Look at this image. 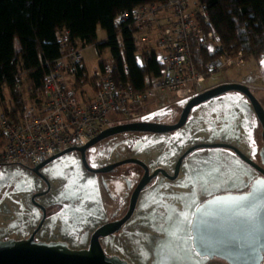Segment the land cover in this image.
I'll return each mask as SVG.
<instances>
[{"label":"flooded vegetation","instance_id":"flooded-vegetation-1","mask_svg":"<svg viewBox=\"0 0 264 264\" xmlns=\"http://www.w3.org/2000/svg\"><path fill=\"white\" fill-rule=\"evenodd\" d=\"M263 79L242 66L235 78L203 87L238 83L251 95L233 89L194 104L176 128L118 132L36 168L1 166L0 240L32 238L72 249L97 241L105 255L130 264H231L196 250L193 221L209 200L245 195L264 179L257 111L264 109L257 94ZM189 98L138 121L173 126ZM128 159L135 160L123 162ZM190 177L202 181L195 195ZM173 209L187 212L191 223H181Z\"/></svg>","mask_w":264,"mask_h":264},{"label":"trees","instance_id":"trees-1","mask_svg":"<svg viewBox=\"0 0 264 264\" xmlns=\"http://www.w3.org/2000/svg\"><path fill=\"white\" fill-rule=\"evenodd\" d=\"M164 1L0 0V111L17 125L25 110L24 98L32 104H41L47 63L63 56L65 34L81 49L87 43L93 45L101 56L100 63L111 60L117 83L130 85L136 91L146 89L151 78L159 75L162 64L157 61L154 43L141 45L137 41L140 30L131 11L136 6ZM187 3L198 19L200 10H206L210 24L205 27L216 31L223 47L220 55L235 57L241 53L240 64L224 69H240L247 63L259 67L264 60V0H192V3L187 0ZM123 12L130 13L127 19L121 17ZM98 27L105 32L100 40ZM105 50L107 56L103 55ZM191 55L193 64L206 79L211 75L205 73L206 64L215 54L193 44ZM75 67L76 72L68 67L67 74L74 76L70 85L81 100L85 99L86 91L95 93L99 80L90 73L83 55ZM17 82L22 84L21 89L17 88ZM4 142L5 135L0 129V146Z\"/></svg>","mask_w":264,"mask_h":264},{"label":"built area","instance_id":"built-area-1","mask_svg":"<svg viewBox=\"0 0 264 264\" xmlns=\"http://www.w3.org/2000/svg\"><path fill=\"white\" fill-rule=\"evenodd\" d=\"M200 12L198 19L188 9L187 0H165L158 5L145 4L132 9L131 16L140 30L137 41L141 45L154 43L157 61L162 64L159 75L151 78L143 91L117 83L111 60L100 63L101 56L95 52L98 61L89 69L98 78L99 86L92 97L80 100L71 88L67 72L68 67L76 72L82 49L72 44L67 34L63 35L65 52L61 58L47 63L41 104H32L24 98L25 110L17 125L0 111V129L5 135L0 146V165L11 162L36 166L66 147L85 144L110 125L114 115L126 118L125 121H138L165 106L168 100H164L170 93L187 99L201 92L205 74L193 64V44L215 54L206 64V74L240 64L241 53L235 57L219 54L223 51L219 37L214 29L207 28L210 22L206 10L202 8ZM129 15L123 12L121 17L127 19ZM17 83L21 89L22 84Z\"/></svg>","mask_w":264,"mask_h":264},{"label":"water","instance_id":"water-1","mask_svg":"<svg viewBox=\"0 0 264 264\" xmlns=\"http://www.w3.org/2000/svg\"><path fill=\"white\" fill-rule=\"evenodd\" d=\"M233 89L242 90L251 95L246 86L238 83H224L208 88L188 99L179 122L173 126L141 121L110 125L85 144L66 147L44 159L34 168L64 152L74 149L81 150L108 135L118 132L161 131L176 128L184 121L186 111L192 105ZM252 100L254 101L253 97ZM257 111L262 123L264 140V109L259 107ZM261 156L264 162V146L261 150ZM134 160L128 159L123 162ZM258 181H264V179L254 181L249 193L211 199L204 205L206 207L204 212L197 213L193 221L194 243L197 251L201 254L223 256L231 264H260L264 255V199L260 198V193L264 192V184H258ZM102 233L104 232L101 229L97 230V234ZM0 264L130 263L118 256L105 255L97 241L86 249H72L64 242H36L32 238H28L0 240Z\"/></svg>","mask_w":264,"mask_h":264},{"label":"rangeland","instance_id":"rangeland-1","mask_svg":"<svg viewBox=\"0 0 264 264\" xmlns=\"http://www.w3.org/2000/svg\"><path fill=\"white\" fill-rule=\"evenodd\" d=\"M190 1L192 3V0H190ZM97 34H98V39L99 40L100 39H103L105 37V32H104V30L101 27H98ZM80 41H82V40H80ZM95 50H96L95 47L93 45H91V44H88V43L85 44L82 47V50L81 51H82V55L84 57L83 59H84L86 65H88V68H90L93 63H95L96 61H98L97 56H96V53H95ZM103 55L107 56L108 55V50H105L103 52ZM243 66H245V68L248 69V70H251V71H254V72L257 71V72H259V74L261 73L262 78H264V66H262L261 63L259 65V69H258V66L256 67V65H254L252 63H247V64H244ZM223 69H221L220 71H215L211 75H209L205 79V81L202 83V86L203 87L210 86V85H213L214 83H217V82H219L221 80H224V79H232V78H235L238 75V69H236V68H227V69H224V70ZM68 79H69V81H71V80L74 79V76L71 75ZM86 92L87 93L85 94V98H89V96L92 94V92L90 90H88ZM257 94L261 95V97L264 99V90L263 91H258ZM168 97L169 98H166L164 100V102L168 100L166 102L167 104L165 106H163L161 109L166 108V107H168L170 105H173L175 102L181 100L178 97H176L174 95V93L168 94ZM161 109H159L158 111H160ZM125 119L126 118H123L121 116H117L116 117V115H114V116H112L111 123H116L117 121H125ZM4 165H6V164H1L0 165V168H1V166H4Z\"/></svg>","mask_w":264,"mask_h":264},{"label":"snow or ice","instance_id":"snow-or-ice-1","mask_svg":"<svg viewBox=\"0 0 264 264\" xmlns=\"http://www.w3.org/2000/svg\"><path fill=\"white\" fill-rule=\"evenodd\" d=\"M261 65L264 66V60L261 61ZM247 127V125H246ZM192 180L193 182V193L192 195H195V187H196V184L197 183H201L202 181H200L199 179L197 178H189ZM258 184H264V181H258L257 182ZM188 185V180H185L182 182L181 186H187ZM260 198L261 199H264V192H261L260 193ZM241 199H247V198H241ZM165 208H170L171 205H167L165 204L164 205ZM173 211L176 212V215H177V218L181 221V223H191V221L188 220V213L187 212H180V211H177L175 209H173ZM178 229H179V225L177 226ZM191 240V237H188L187 239H184V238H181V242L184 243V244H187L189 241Z\"/></svg>","mask_w":264,"mask_h":264},{"label":"crops","instance_id":"crops-1","mask_svg":"<svg viewBox=\"0 0 264 264\" xmlns=\"http://www.w3.org/2000/svg\"><path fill=\"white\" fill-rule=\"evenodd\" d=\"M81 40H82V39H81ZM83 58H84V57H83ZM83 61H84V59H83ZM84 63H85V61H84ZM85 64H86V63H85ZM86 66L88 67V65H86ZM70 76H71V73H70V74L68 73V78H69ZM92 95H93V94H91L89 97H92Z\"/></svg>","mask_w":264,"mask_h":264}]
</instances>
